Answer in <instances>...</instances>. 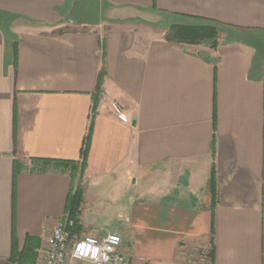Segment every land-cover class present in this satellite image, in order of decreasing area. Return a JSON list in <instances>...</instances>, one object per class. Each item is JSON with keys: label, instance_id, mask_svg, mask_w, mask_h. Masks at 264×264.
I'll return each instance as SVG.
<instances>
[{"label": "crops", "instance_id": "obj_1", "mask_svg": "<svg viewBox=\"0 0 264 264\" xmlns=\"http://www.w3.org/2000/svg\"><path fill=\"white\" fill-rule=\"evenodd\" d=\"M72 1L0 0V264L28 237L44 264L78 186L129 264H264V0H99L97 25ZM163 11L227 27L171 42Z\"/></svg>", "mask_w": 264, "mask_h": 264}, {"label": "trees", "instance_id": "obj_2", "mask_svg": "<svg viewBox=\"0 0 264 264\" xmlns=\"http://www.w3.org/2000/svg\"><path fill=\"white\" fill-rule=\"evenodd\" d=\"M164 26L167 28L166 39L171 42H179L186 44L195 45H205L211 48H216L219 44L220 36L225 27V24L202 16L194 15H177L170 12L163 11ZM105 74V68L102 67L99 78H98V90L101 87L103 77ZM93 121L90 125L89 132L86 136L84 146L82 148V159L85 162L89 147V141L92 132ZM212 148H215V142L212 144ZM43 166L54 165L56 167H69L77 166L74 161H59V160H43L41 163ZM22 170V166L18 161L14 164V175L16 176L18 172ZM210 190L212 194V210L216 204V174L215 168H212L210 176ZM83 201V188L78 186L68 198L66 209L68 215L76 221V229L79 230L78 225V215L80 213L81 203ZM32 237H28L23 249L19 250L14 244L11 260L17 262L18 264H36L37 252L32 246ZM213 253V252H212Z\"/></svg>", "mask_w": 264, "mask_h": 264}, {"label": "built area", "instance_id": "obj_3", "mask_svg": "<svg viewBox=\"0 0 264 264\" xmlns=\"http://www.w3.org/2000/svg\"><path fill=\"white\" fill-rule=\"evenodd\" d=\"M111 110L116 116L121 107L113 102ZM76 221L69 215L57 221L44 251V264H72L86 261L91 264H129L128 256L121 251L122 237L117 232H108L99 237L76 229Z\"/></svg>", "mask_w": 264, "mask_h": 264}, {"label": "water", "instance_id": "obj_4", "mask_svg": "<svg viewBox=\"0 0 264 264\" xmlns=\"http://www.w3.org/2000/svg\"><path fill=\"white\" fill-rule=\"evenodd\" d=\"M69 15L79 23L99 24L101 20L99 0H73Z\"/></svg>", "mask_w": 264, "mask_h": 264}]
</instances>
